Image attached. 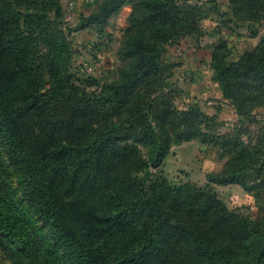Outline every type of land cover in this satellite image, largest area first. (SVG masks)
Segmentation results:
<instances>
[{
  "label": "trees",
  "instance_id": "trees-1",
  "mask_svg": "<svg viewBox=\"0 0 264 264\" xmlns=\"http://www.w3.org/2000/svg\"><path fill=\"white\" fill-rule=\"evenodd\" d=\"M117 1L104 0L82 25L105 18ZM230 2L237 16L264 17V0ZM53 3L0 0V134L12 163L9 175L0 161V247L12 264H264V232L237 228L235 215L217 210L214 193L145 172L159 166L172 138H211L229 158L210 181L241 183L246 168L264 166L262 146L237 138L248 128L217 134L215 117L189 109L178 112V128L161 133L146 118L148 102L126 107L129 119L118 124L110 118L142 91L129 93L118 81L87 104L58 108L51 97L71 75L66 43L50 20ZM169 10L154 2L147 18ZM54 40L59 48L50 47ZM231 54L219 61L218 82L251 122L253 107L264 106V38L227 62ZM147 60L132 78L147 73Z\"/></svg>",
  "mask_w": 264,
  "mask_h": 264
},
{
  "label": "rangeland",
  "instance_id": "rangeland-1",
  "mask_svg": "<svg viewBox=\"0 0 264 264\" xmlns=\"http://www.w3.org/2000/svg\"><path fill=\"white\" fill-rule=\"evenodd\" d=\"M53 1L49 16L66 43L64 52L70 56L71 75L67 88L55 91L51 97L58 108L87 104L107 84L118 81L128 83L125 90L129 93L142 89L126 100L119 117L110 118L118 124L129 119L126 107L148 102L150 112L146 118L161 133L173 132L172 124L178 128L181 122L176 119L178 112L198 109L215 117L220 124L217 134H234L247 127V133L238 134L239 142L246 146L259 143L264 149V106L253 107L251 122L239 117L238 105L230 95L224 97L218 82L222 55L231 52L226 60L235 62L243 50L255 48L264 38V17L256 22L245 12L237 16L230 0H118L105 18L82 25V17L98 13L104 0ZM154 2L167 3L169 12L148 19ZM54 41L50 47L59 48V42ZM47 47L44 45L43 50ZM144 56L149 57L147 73L132 78L131 73ZM84 112L90 113L89 109ZM241 119L242 124L238 122ZM25 128L27 133L33 129L28 124ZM210 139L201 142L172 138L159 166L145 172L161 174L172 185L187 183L211 191L218 201L217 210L235 215L237 228L264 232V166L246 168L241 183L212 182L209 175L223 168L229 153ZM0 161L2 168L12 174L1 134ZM16 180L12 179L15 186ZM0 264H12L9 253L1 247Z\"/></svg>",
  "mask_w": 264,
  "mask_h": 264
}]
</instances>
